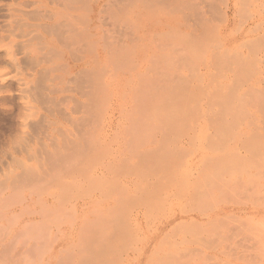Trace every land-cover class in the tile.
<instances>
[{
    "label": "rangeland",
    "instance_id": "1",
    "mask_svg": "<svg viewBox=\"0 0 264 264\" xmlns=\"http://www.w3.org/2000/svg\"><path fill=\"white\" fill-rule=\"evenodd\" d=\"M262 44L264 0H0V264H264Z\"/></svg>",
    "mask_w": 264,
    "mask_h": 264
},
{
    "label": "bare ground",
    "instance_id": "2",
    "mask_svg": "<svg viewBox=\"0 0 264 264\" xmlns=\"http://www.w3.org/2000/svg\"><path fill=\"white\" fill-rule=\"evenodd\" d=\"M132 9H135V8L133 7ZM132 9H130V11H131ZM136 9H138V8L136 7ZM138 12H139V10H138ZM219 13H220V12H219ZM262 45H263V44H262ZM263 46H264V45H263ZM262 48H263V47H262ZM262 48H261V49H262ZM263 52H264V51H263Z\"/></svg>",
    "mask_w": 264,
    "mask_h": 264
}]
</instances>
